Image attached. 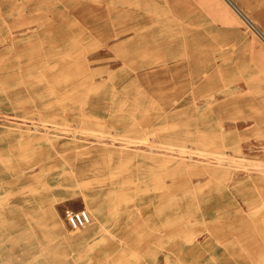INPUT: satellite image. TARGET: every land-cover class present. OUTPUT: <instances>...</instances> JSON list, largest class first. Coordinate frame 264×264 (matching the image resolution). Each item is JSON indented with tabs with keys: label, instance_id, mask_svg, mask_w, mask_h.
Returning a JSON list of instances; mask_svg holds the SVG:
<instances>
[{
	"label": "rangeland",
	"instance_id": "374dc122",
	"mask_svg": "<svg viewBox=\"0 0 264 264\" xmlns=\"http://www.w3.org/2000/svg\"><path fill=\"white\" fill-rule=\"evenodd\" d=\"M149 2L0 0V264H264V185L233 208L256 225L219 229L230 216L215 174L199 172V155L180 168L169 150L223 151L213 94L242 75L264 81L263 39L198 0L184 2L201 36L183 38ZM69 162L88 167L106 222L82 257L87 241L50 225L52 204L63 218L83 206L50 188Z\"/></svg>",
	"mask_w": 264,
	"mask_h": 264
},
{
	"label": "bare ground",
	"instance_id": "6f19581e",
	"mask_svg": "<svg viewBox=\"0 0 264 264\" xmlns=\"http://www.w3.org/2000/svg\"><path fill=\"white\" fill-rule=\"evenodd\" d=\"M149 1H150L149 3L152 4L156 10H160L162 13L161 15L162 17L158 21L161 23L160 27L162 26V24H164V26H168L166 27V29L174 28V30H176V32L180 34L183 38L186 36L187 37L190 36L192 40L198 39L201 36L200 35L202 33L201 30L191 25L193 24V20L195 18L194 16L195 12H193L192 10H189L188 7L190 6L185 4L184 2L185 0L184 1L183 0H149ZM198 1L206 10L211 12L222 23H225V24L229 23L231 25H234L235 26L234 29L237 30L238 32H243L247 37H249L251 42L253 41V38H254L253 34L258 35L260 38L263 39V42H264V0H198ZM238 3H240L241 6ZM228 31H231V30H228ZM261 58H263L261 60L263 61V65H264V51H263V56ZM205 75L207 76V74ZM172 101H175V99ZM213 101H214V105L212 106V108H210V110H211L212 115L215 116L214 119L216 120V124L218 127V137H219L221 149L223 151L220 154L216 153L215 156L209 159L208 156L212 152L210 151L209 153L208 149L206 148L196 149L195 147H194L195 149L194 148L191 149V147L189 146L190 147L188 148L189 150L182 149V148L181 149L180 148L179 149L178 148L169 149L170 151L175 152V153L180 152L179 154H177V156L176 154H174L173 156L171 155V156L176 159V162L179 164L178 166H180L181 164L180 166L181 168L187 165L190 166L191 162L195 159V157L199 155L200 158H197V160L200 159V162L203 161V163L199 166V168L201 167V169H198L199 172H201L202 174H209V173H212L213 175L215 174L214 176L216 179L217 186L214 192V196L217 201L218 210L220 211L219 216H222L221 212H223L224 208H227L226 211L229 213L228 215L230 216L229 219L224 218L223 221L219 223L218 225L219 229H226L228 227L232 228L238 225H256L257 221L253 219H256L258 216L256 218L250 219V221L245 222L244 220H242L239 222L242 216H237L235 211L237 209L236 205L240 202L239 194H245V193H251V192L255 194L259 193L260 190L262 189V185H264V81L255 82L250 79H247L245 76L242 75L238 81H235L234 79H232V81H230L227 84H221L218 87L217 92L213 94ZM205 105H207V103ZM152 106L154 107V105ZM189 115H188V118H189ZM142 119L143 118L141 117V120ZM141 120L139 121L141 122ZM59 126H62V125H59ZM76 128L78 129L81 128L82 130V127L79 128L76 126ZM146 128L145 129L143 128V129L146 130ZM85 129H87V127L86 128L83 127L84 131ZM75 130L77 132V129ZM90 130L91 129H89V131ZM186 130L188 129L186 128ZM95 132L97 131L95 130ZM174 132L176 133L177 131H174ZM121 136L122 138L123 137L127 138V136H123V135ZM145 136L147 137V134ZM128 138L131 139L130 137ZM132 138L133 139L131 140L133 141L137 140L136 139L137 137H135V139L134 137ZM143 139L144 138H141V141ZM152 140L153 139H151V141ZM146 141H149V140H146ZM168 146L172 147V145L170 144ZM174 147H175V144H174ZM136 150H141V149H136ZM148 150H150V153H153V151H155L152 145L150 148H148ZM157 153H160V152L157 151ZM124 156L125 155H123V157ZM201 157H202V160H201ZM206 162H209L212 164L208 165L206 164ZM69 163L70 165L68 166L64 165L65 167L63 168H60V169L55 168L53 175H52V183L50 185V188H55L54 186H57L59 188L56 190L62 193H65V192H69L71 194L78 193L81 196L83 206L89 211L91 219L87 224L83 226L72 227L67 223L65 216L63 218L60 211L57 209V206L55 204H52L51 210H50V213L52 216L50 225L52 227L54 226L56 228H59L60 230L65 232L68 236H72L80 241H87V242H84L83 243L84 245H82L79 249H77L76 251H73L74 256L82 257L83 255L86 254V252L89 249L88 244L90 243L88 241L95 238L103 229H105L106 222H105V219L103 218V211H102L101 205L100 203H98L99 199H101L99 196V191L96 188H94V185L92 183L88 182V180L85 179L87 175L86 172L88 170V167H86L82 163H80V165L76 163H71V162ZM182 163L185 165H183ZM188 171H189V168H188ZM127 173L129 172L127 171ZM238 182H241V184L238 186V188H235V185ZM224 185L227 186L226 187L228 189L227 193L224 192L226 189L224 188ZM58 194H59L58 197L60 198H58L56 202L61 201L64 197V194H61V193H58ZM67 208H70V207H67ZM233 208H235V211L233 210ZM262 215H259V216H262ZM247 234L249 233L247 232ZM111 235L114 237V234H111ZM184 238L185 237H183V239ZM1 243L2 242L0 241V244ZM246 250L248 249L246 248Z\"/></svg>",
	"mask_w": 264,
	"mask_h": 264
},
{
	"label": "built area",
	"instance_id": "2783aa9c",
	"mask_svg": "<svg viewBox=\"0 0 264 264\" xmlns=\"http://www.w3.org/2000/svg\"><path fill=\"white\" fill-rule=\"evenodd\" d=\"M64 216L67 223L72 227L83 226L91 219L89 211L84 206L78 208H65Z\"/></svg>",
	"mask_w": 264,
	"mask_h": 264
}]
</instances>
